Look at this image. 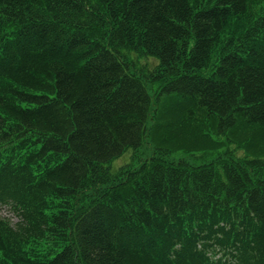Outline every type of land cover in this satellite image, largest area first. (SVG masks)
Masks as SVG:
<instances>
[{"label":"trees","instance_id":"trees-1","mask_svg":"<svg viewBox=\"0 0 264 264\" xmlns=\"http://www.w3.org/2000/svg\"><path fill=\"white\" fill-rule=\"evenodd\" d=\"M262 140L264 0H0V264H264Z\"/></svg>","mask_w":264,"mask_h":264},{"label":"rangeland","instance_id":"rangeland-1","mask_svg":"<svg viewBox=\"0 0 264 264\" xmlns=\"http://www.w3.org/2000/svg\"><path fill=\"white\" fill-rule=\"evenodd\" d=\"M142 61L144 63H155L156 62L155 59H146V58H144V59L142 58ZM254 133L255 132H252L250 130L249 131H243V132H241V134L238 137H236V138L234 137V139H236V141H242V142H245V141H248V140H253L254 139L253 135H256ZM190 134H187V137ZM183 136L185 137V134H183ZM183 136L181 135L182 138H183ZM255 141H257V139ZM235 143H237V142H235ZM235 143H232V148L233 149H235L237 147L236 146L237 144H235ZM207 144L209 146V143L208 142H207ZM261 145L264 146V140H262ZM152 150H153L152 146L149 143L145 142L144 145H143V147L139 151L140 152L139 154L142 153V155H139V156L141 158L149 157L150 154L153 153ZM198 152L199 153H202L200 151H198ZM238 153L239 154H242L241 151H238ZM133 155H134V150L132 148L131 149H128L121 157H119V158H117V159H115L113 161V163H112L113 168H117V166L123 165V164L131 161ZM181 158L188 159L192 163H201L202 162L200 159H197L194 155H189V154H186L184 152H179V151L174 152V153H172L169 156V159H174V160H178V159H181ZM0 214L6 216L8 218H10L14 222L17 221L16 216L10 211L9 207H7V206H0Z\"/></svg>","mask_w":264,"mask_h":264}]
</instances>
